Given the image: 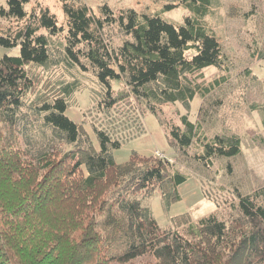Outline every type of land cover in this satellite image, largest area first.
<instances>
[{
	"label": "trees",
	"instance_id": "1",
	"mask_svg": "<svg viewBox=\"0 0 264 264\" xmlns=\"http://www.w3.org/2000/svg\"><path fill=\"white\" fill-rule=\"evenodd\" d=\"M211 1L164 7L189 13L178 24L133 9L114 14L107 6L96 17L82 0H60L64 29L48 10L28 14V0H5L1 16L23 25L0 35V47L19 49L0 59V264H132L140 257L147 258L143 264H264V184L236 192L225 214L197 222L184 214L172 219L178 230L159 227L137 197L158 192L169 207L180 200L178 186L187 176L164 157L135 152L117 164L111 152L123 134L115 139L97 128L95 148L84 126L65 116L79 83H41L31 72L59 64L91 71L102 112L132 105L142 117L150 112L181 154L177 160L196 147L193 159L210 167L216 158L239 155V138L207 139L199 122L174 108L180 103L189 111L197 95L205 99L219 86L217 80L206 85L202 73L223 70L226 61L204 21ZM109 28L121 35L119 44L106 39ZM64 32L53 46L51 37ZM45 135L69 148L25 159L20 144Z\"/></svg>",
	"mask_w": 264,
	"mask_h": 264
},
{
	"label": "rangeland",
	"instance_id": "2",
	"mask_svg": "<svg viewBox=\"0 0 264 264\" xmlns=\"http://www.w3.org/2000/svg\"><path fill=\"white\" fill-rule=\"evenodd\" d=\"M25 11L39 14L48 10L57 24L66 28L65 16L60 0H28ZM179 0H82L96 17L100 9L107 6L114 14L120 10L133 9L147 15L159 14L173 23H182L189 13L180 6L164 11L167 5H174ZM5 0L0 1V10L5 9ZM233 11L231 14L230 11ZM208 28L219 40L226 57L223 70L209 67L203 70V81L210 84L219 81V86L211 94L200 99L197 95L185 111L180 103L174 110L179 115H188L192 122H199L203 135L211 139L216 135L235 136L241 143L240 154L231 158H216L206 167L193 159L198 152L191 147L188 155L176 158L177 153L166 140L157 118L147 112L143 117L140 110L112 109L102 112L96 98L100 88L91 71L83 72L76 68L67 70L62 64L47 68H33L32 74L42 82L55 85L61 81L79 83L77 90L69 97V107L65 116L84 126L90 143L99 148L95 130L106 129L112 138L119 139L120 146L111 154L117 164L128 161L131 153L141 157H155L160 153L173 166L187 176L185 183L178 186L180 200L164 207L158 192L142 203L149 208L159 227H172V219L184 214L192 222L207 217L215 212L227 211L238 192L241 196L251 193L264 184V0H212L210 13L204 18ZM23 22L6 20L0 14V35L3 31H15ZM39 33H44L40 30ZM64 33L51 37L53 46L62 43ZM106 39L113 45L120 42L121 35L109 28ZM19 49L0 47V59L3 56H18ZM39 89V88H38ZM133 127V128H132ZM132 128V129H131ZM130 132L126 133L127 131ZM23 148L25 159L40 160L45 155L51 158L69 147L51 141L48 135L34 136ZM171 229L178 228L172 227ZM182 231V228H179ZM147 258L140 257L132 264H143Z\"/></svg>",
	"mask_w": 264,
	"mask_h": 264
},
{
	"label": "built area",
	"instance_id": "3",
	"mask_svg": "<svg viewBox=\"0 0 264 264\" xmlns=\"http://www.w3.org/2000/svg\"><path fill=\"white\" fill-rule=\"evenodd\" d=\"M155 157H157V158H163V156L160 153H158V152L155 154Z\"/></svg>",
	"mask_w": 264,
	"mask_h": 264
}]
</instances>
